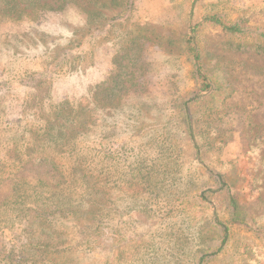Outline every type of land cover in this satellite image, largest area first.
Returning a JSON list of instances; mask_svg holds the SVG:
<instances>
[{"label": "rangeland", "instance_id": "1", "mask_svg": "<svg viewBox=\"0 0 264 264\" xmlns=\"http://www.w3.org/2000/svg\"><path fill=\"white\" fill-rule=\"evenodd\" d=\"M63 1L44 9L29 0H0V175L13 177L21 147L52 150L34 129L61 102L79 117L91 113L83 140H104L113 155L94 158V178L85 187L80 181L57 192L71 197L72 214L50 215L55 229L41 234L51 235L50 245L38 248L27 243L28 220L11 207L15 186L40 175L54 184L55 172L38 164L4 180L0 264H198L202 255L212 264H264V56L203 24L198 40L205 65L231 93L224 102L205 96L190 105L199 153L179 108L204 95L197 62L184 52L186 34L215 13L264 31V0ZM25 6L36 8L34 18L25 12L17 18ZM84 7L100 14L89 17ZM107 86L108 103L95 101L93 91ZM79 154L63 163L73 179L84 167L75 171ZM219 179L230 184L242 220L220 210L230 230L227 246L215 252L223 227L212 203L198 195L219 188ZM46 189L43 196H51ZM22 194L28 197V190ZM41 200L32 196L22 207L33 216L43 209ZM53 201L47 203L55 207Z\"/></svg>", "mask_w": 264, "mask_h": 264}, {"label": "trees", "instance_id": "2", "mask_svg": "<svg viewBox=\"0 0 264 264\" xmlns=\"http://www.w3.org/2000/svg\"><path fill=\"white\" fill-rule=\"evenodd\" d=\"M30 3L38 4L41 8L44 9H58L59 5L63 3V0H29ZM197 0H191L192 4ZM58 2V4H57ZM17 7V6H16ZM106 7V6H104ZM27 6L20 9V13L17 18H21L23 12L26 13L28 17H33L36 13V8H32L31 11H26ZM85 12L88 16H95L96 14H100L97 10L90 11V9H85ZM10 11L9 14H11ZM15 18V16H11ZM34 18V17H33ZM90 21V20H89ZM92 22L90 21L89 24ZM213 25L215 27L221 28L224 33L234 39L240 40L241 46L248 47V50H254L256 53L264 56V31H260L257 28H250L246 25L244 20L237 21H226L222 19L218 14L206 15L203 19L194 25L191 28V31L186 34L184 38V52L197 63V73L198 76L201 77L202 87L201 91L204 92L200 97H194L189 100L184 101L180 106L181 115L183 118L181 119L182 123L188 128V135L192 138L194 142V146L197 148V153L200 151V147H198L195 143L196 133L193 130V116L189 113V107L193 103H198L200 99H204L205 96H208L209 99H213L215 102H224V99L227 97L226 92H230V87L225 84L224 79L221 76L214 75L212 71L206 67L202 48L200 42L198 40V34L202 30V25ZM255 32L256 35H252L250 40H246L247 36ZM157 38L158 44L162 46V40L159 37ZM167 40L165 45H169L170 43ZM133 47H129L124 53L121 52V56L128 55ZM122 56V57H123ZM109 86L105 87L103 90L95 92L93 91L95 101L99 99L104 100L103 102H107L110 99L108 94L110 93ZM106 91L105 95H100L102 92ZM205 101V100H204ZM100 102V101H99ZM206 103V101H205ZM91 113H88L84 116H78L77 113L68 105L67 102H61L56 105L55 109H52L48 117L45 119L44 123H39L38 126L34 129V133L39 134V136L44 140L42 144L47 149V144L49 143L52 150L45 151L41 150L36 153H30L27 151V147H21L18 149V152L22 154L21 159L17 162V170L14 172L13 177H11V173L7 171H1L0 175V184L2 185L4 180L9 179L13 181L17 178V174H24L29 168L39 165H46L50 167L48 171L55 172L54 176L57 177L54 184L48 183V181L43 176H38L35 178L34 182L22 180V184L20 185L21 189L19 190V185L16 183L15 191L18 192L16 199L12 203L13 210L17 211L16 216L19 220H28L27 225L29 229H31V236L28 237L27 243L31 246L38 248V246H46L50 245V237L51 235H46L45 237H41V234L48 232L50 229L54 228V219L50 216L53 215L56 211L59 212H68L72 214V210L70 209L71 197L67 196H58L57 192H63L71 189L77 182L82 184L81 187H85L87 184H84V180L94 178L93 168L91 166L94 158L96 156H101L104 158H111L113 155V151L111 150V146L108 145L104 140H101L98 145L96 144V138L88 141H84L83 138L91 131ZM23 146V145H22ZM79 152L81 154L77 155V157L73 160V162L77 163L75 166V171L81 169L78 165H83L84 167L81 169L82 175L76 179L72 178L73 172L72 168L65 169L63 163L68 162L71 159L73 153ZM121 152V150L117 149L115 152L117 154ZM6 168H3V170ZM222 177V176H221ZM21 180V179H20ZM221 186L217 189L207 188L205 190L200 191L198 195L199 199L205 203H212L214 207L215 219L216 223L220 224L223 228V238L221 239V243L215 245V252H220L227 246L228 237H229V224L226 221H223L220 218V210H226L230 215V219L233 222L238 220H242L239 215V204L237 199L233 194H231L230 184L226 182L224 179H219ZM46 189L47 194L51 192V196H43V192ZM99 190H103L105 184L99 185ZM28 190V197H25L22 193ZM32 196L42 197L41 203L37 204V207H42L43 209L39 211H35V214L28 215L25 212V207L23 206L24 199L27 198L30 200ZM214 196H220L221 203H217L213 200ZM55 197V199H54ZM54 200L53 204L55 207H52L50 203L47 201ZM92 202V201H91ZM17 205V207H16ZM94 205V204H93ZM46 208V209H45ZM39 239L37 242H34V239ZM42 250V248H39ZM198 264H212L205 261L204 255L200 258Z\"/></svg>", "mask_w": 264, "mask_h": 264}]
</instances>
